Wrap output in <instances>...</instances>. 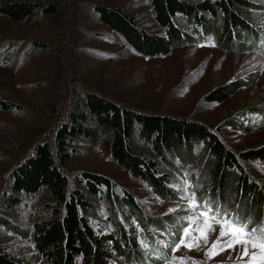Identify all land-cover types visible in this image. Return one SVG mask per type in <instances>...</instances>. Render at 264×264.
Instances as JSON below:
<instances>
[{
    "label": "rangeland",
    "instance_id": "1",
    "mask_svg": "<svg viewBox=\"0 0 264 264\" xmlns=\"http://www.w3.org/2000/svg\"><path fill=\"white\" fill-rule=\"evenodd\" d=\"M32 1H40L54 11L43 14L39 10L22 21L0 16V102L13 104L8 109L0 106V215L7 217L14 228L27 222L30 215L43 216L45 194L25 197L14 211L7 212L2 206L5 193L13 184L11 172L32 156L39 144L47 143L55 152L58 130L74 105L73 93L93 92L139 113L195 119L213 128L235 149L248 144L257 147L264 142V116L258 110L264 112V41L251 42L249 49L241 48L242 44L226 49L218 46L217 35L210 34L206 25L195 24L189 28L194 34L192 43L176 46L167 55L144 57L99 20L93 5L108 3L124 7L150 33L166 34L155 18L151 0ZM257 1L262 8L255 14L264 33V0ZM228 84L234 86V93L227 100L210 102L205 98L209 92ZM252 110L254 114H248L251 119H243L245 112ZM232 122L236 126L229 124ZM196 149L199 157L203 156L200 144ZM245 167L264 184L263 159L248 160ZM82 171L106 174L117 185L118 193L123 189L132 191L144 213L162 226L161 230L153 225L146 228L136 218L129 216L127 220L118 211L120 221L127 228L136 227L146 239L139 237L147 256L143 264H165L172 257L176 258L172 264H181V260L184 264H241L239 245L223 251L217 248L211 258L206 254L219 234V226H215V232H207V245L201 239L199 247L189 249L182 245L178 251H172L182 227L186 226V218L191 215L185 211L188 202L181 200L185 193L177 189L178 185L188 181L191 185L188 192H195L198 202L209 201L214 209L218 206L211 196L194 191L191 180L199 172V164L174 178L171 184L176 192L174 199H163L144 182L132 178L112 158L103 134L76 144L62 170L73 185L75 176ZM208 185L209 182L202 188ZM231 202L228 209L243 210L244 206L234 195ZM112 214L108 201L101 199L95 222L113 229ZM238 216L243 222L251 219L249 228L261 226L258 216L248 219ZM202 221L201 217L196 223ZM13 229L0 223V232L10 239L17 237ZM191 234L199 236L197 231ZM185 239L187 242L190 237ZM26 244L32 255H37L33 241L27 240ZM165 244L169 247H164Z\"/></svg>",
    "mask_w": 264,
    "mask_h": 264
},
{
    "label": "trees",
    "instance_id": "2",
    "mask_svg": "<svg viewBox=\"0 0 264 264\" xmlns=\"http://www.w3.org/2000/svg\"><path fill=\"white\" fill-rule=\"evenodd\" d=\"M151 4L166 34L150 33L124 7L102 3L94 4L93 9L101 22L114 29L144 57L167 55L176 46L192 43L194 34L189 28L195 24L206 25L210 34L217 35L218 46L226 49L236 48L238 44L249 49L251 42L264 41L261 23L259 26L255 14L262 8L257 0H151ZM39 10L47 14L54 8L32 0L0 2V16L15 21L27 20ZM179 13L183 15L180 18ZM233 87L224 85L205 98L210 102H223L234 93ZM71 102L74 105L57 133L55 152L47 143L39 144L33 155L11 172L13 184L5 193L2 207L7 212L14 211L25 197L44 192L45 210L40 218L30 215L18 228L0 215V223L14 228V236H17L10 239L0 232V264L145 263L147 256L141 249L140 238L146 239L136 227L127 228L120 221L118 211L127 220L129 216L136 218L146 228L153 225L161 230L162 226L144 213L133 192L128 189L116 192L117 185L104 173L78 172L73 185L62 172L76 144L103 134L112 158L160 198L174 199L176 192L171 186L174 178L199 164V172L192 175L191 180L194 191L211 196L222 210L232 203L234 195L244 208L231 211L245 219L258 216L264 222V184L245 167L248 160H264V142L257 147L248 144L235 149L203 122L139 113L93 92L73 93ZM11 105L0 102L5 109ZM258 110L264 116V112ZM248 114H254V110L245 112L243 119L250 120ZM229 124L236 126L234 122ZM199 144L204 151L202 158L196 149ZM101 199L107 200L113 211V229L95 222ZM115 204L120 210H116ZM27 240L33 241L37 255H32Z\"/></svg>",
    "mask_w": 264,
    "mask_h": 264
},
{
    "label": "snow or ice",
    "instance_id": "3",
    "mask_svg": "<svg viewBox=\"0 0 264 264\" xmlns=\"http://www.w3.org/2000/svg\"><path fill=\"white\" fill-rule=\"evenodd\" d=\"M189 187L191 185L186 180L184 184L177 186L178 190L185 193V195L181 196V200L188 202V207L185 211L191 213V215L186 218V226L182 227V234L178 241L174 242L172 251H178L182 245L189 249L199 247L201 239L207 245V232H215V226H219V234L211 249L206 253L209 258L212 257L217 248L223 251L225 249H235L239 245L241 251L238 259L241 264H264V225L249 228L251 219L248 222H243L236 213L222 210L220 206L214 209L209 201L198 202L195 192H188ZM201 217L203 218L202 224L196 223ZM193 224H196L194 229L192 228ZM192 231L199 232V236H193L191 234ZM186 237H190L187 242ZM164 247H169V245L165 244ZM245 257L248 259L245 260ZM175 259V257H172L166 260L165 264H172ZM181 264H184L183 260H181Z\"/></svg>",
    "mask_w": 264,
    "mask_h": 264
},
{
    "label": "water",
    "instance_id": "4",
    "mask_svg": "<svg viewBox=\"0 0 264 264\" xmlns=\"http://www.w3.org/2000/svg\"><path fill=\"white\" fill-rule=\"evenodd\" d=\"M156 115H159V114H156ZM164 116H167V115H164Z\"/></svg>",
    "mask_w": 264,
    "mask_h": 264
}]
</instances>
